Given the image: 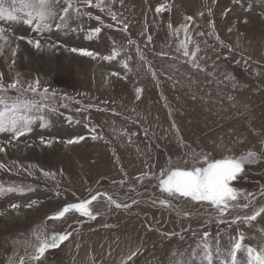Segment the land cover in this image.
I'll return each instance as SVG.
<instances>
[{
  "label": "rangeland",
  "instance_id": "374dc122",
  "mask_svg": "<svg viewBox=\"0 0 264 264\" xmlns=\"http://www.w3.org/2000/svg\"><path fill=\"white\" fill-rule=\"evenodd\" d=\"M4 6L17 19L0 20V96L40 107L30 131L0 132V264H191L205 234L215 264L241 235L264 248V0H56L40 31L21 0ZM250 151L223 215L159 188L200 154ZM93 195L95 219H49ZM54 234L70 235L40 255Z\"/></svg>",
  "mask_w": 264,
  "mask_h": 264
},
{
  "label": "snow or ice",
  "instance_id": "6c2138e0",
  "mask_svg": "<svg viewBox=\"0 0 264 264\" xmlns=\"http://www.w3.org/2000/svg\"><path fill=\"white\" fill-rule=\"evenodd\" d=\"M56 0H21V4L28 9L26 15L29 17L25 23L33 24L37 31L47 30L51 27L49 21L56 19L55 13L52 9V3ZM92 0H87L89 6H91ZM99 6V5H97ZM163 7V6H161ZM161 7L156 9L157 12L161 11ZM23 10V9H20ZM69 9L64 8L65 16H67ZM7 19L8 21H15L17 16L11 9H7L4 6V0H0V20ZM61 20L64 17L60 18ZM99 19V17H97ZM113 19L116 17L113 15ZM191 20L192 17H187ZM59 27V25H56ZM98 33L99 28L95 29ZM3 29H0V33ZM3 39V36H0ZM150 39V38H149ZM29 43L33 41L29 40ZM35 47L39 49L41 47L40 41H35ZM72 52H80L85 56H93L90 51L72 48ZM116 55L115 52L111 56H106L104 59H113ZM185 55H188L185 52ZM115 75V73H114ZM39 82L37 81V84ZM16 82L8 85V88H14ZM7 89L3 84H0V91H6ZM31 91H36V89L30 88ZM46 91V90H45ZM139 91V90H138ZM0 105H5L4 110H0V132H10L15 136L23 135L26 131H30V125L33 123L35 117L29 115L33 109L38 110L40 105L32 101H13L9 106L7 99L4 96H0ZM95 139V137H93ZM84 137L78 136L67 141L68 144L78 143L82 141ZM42 143L51 144V141H44L41 139ZM0 151H3L0 148ZM203 157V164L201 166H193L191 168H170L165 171H161L159 179V188L161 191L169 194L175 195L179 194L182 197L190 198L195 202H207L208 204L215 206L216 210L223 215L224 212L229 207V202L235 201L238 198L237 190L230 186V182L237 179L238 174L243 172L244 167L247 163L258 159L256 153L248 152L240 157H225L223 159H216L209 161L206 155L200 154ZM200 156L197 159H200ZM3 167V165H0ZM43 171V170H42ZM44 175H50L44 172ZM97 199L96 195L91 196L90 199L81 200L78 203H69L65 205L61 210L57 211L54 216L49 217V219H60L65 216L66 213L70 211H75L81 216H88L95 219V215L89 208L92 201ZM109 202H113L111 197H108ZM35 203V202H33ZM166 205L168 202H162ZM31 206V205H29ZM117 207H122L120 204H116ZM12 207H17L13 205ZM264 213V209H261ZM255 219V216L249 218ZM70 234H54L49 240H42L37 251L42 255L47 249L55 248L59 246V242L68 238ZM207 234H205V242L195 249H191L188 253L191 264H197V257H199V264H215V259L222 256V253L217 246L215 249L212 245L206 242ZM245 237L241 235L235 242L231 245L228 250L227 257L220 260V264H241L239 260V254L243 251L246 256L245 264H264V248L254 249L252 246L245 247L244 245ZM135 255V253H133ZM175 256V253L172 254ZM37 259L39 256L36 257ZM174 264H181V262H175ZM182 264H188L187 261L182 262Z\"/></svg>",
  "mask_w": 264,
  "mask_h": 264
},
{
  "label": "bare ground",
  "instance_id": "6f19581e",
  "mask_svg": "<svg viewBox=\"0 0 264 264\" xmlns=\"http://www.w3.org/2000/svg\"><path fill=\"white\" fill-rule=\"evenodd\" d=\"M0 45H1V46H4V47H6V48L9 47L8 44H5L2 40H0ZM6 48H5V49H6Z\"/></svg>",
  "mask_w": 264,
  "mask_h": 264
}]
</instances>
